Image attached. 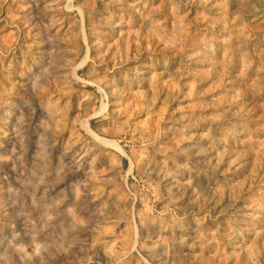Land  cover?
I'll use <instances>...</instances> for the list:
<instances>
[{"label": "rangeland", "instance_id": "obj_1", "mask_svg": "<svg viewBox=\"0 0 264 264\" xmlns=\"http://www.w3.org/2000/svg\"><path fill=\"white\" fill-rule=\"evenodd\" d=\"M0 264H264V0H0Z\"/></svg>", "mask_w": 264, "mask_h": 264}]
</instances>
